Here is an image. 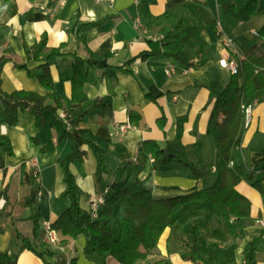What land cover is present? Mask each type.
Masks as SVG:
<instances>
[{"label": "crops", "instance_id": "1", "mask_svg": "<svg viewBox=\"0 0 264 264\" xmlns=\"http://www.w3.org/2000/svg\"><path fill=\"white\" fill-rule=\"evenodd\" d=\"M247 1L115 0L112 5H97L94 0H0V59L7 61L1 74L2 91L47 95L37 79L40 65L47 62L51 87L63 103V110L56 114L44 112L41 131L26 111L19 113L16 125L0 124V136L6 137L12 148L10 156L0 150V214L4 215L0 220V254L16 257V264H118L108 254L87 259L83 235L72 239L59 234L62 251L47 246L42 239L43 224H53L70 207V199L62 197L65 184L58 160L72 152L71 140L64 138L71 127L60 114L72 108L71 79L85 70L86 102L81 106L89 108L98 99L111 98V107L103 116L84 117L78 125L84 132L80 138L103 151L105 185L116 181V173L124 165L122 178L128 177V188L132 192L149 190L154 199L173 198L214 184L218 157L215 142L207 135L214 102L210 92L219 91L230 78L219 65L228 59V53L215 25L219 22L224 35L235 41L237 59H247L261 44L253 33L258 34L264 25V16L241 11ZM226 6L233 9L226 12ZM184 13H189L190 20ZM137 17L143 23L139 30L134 27ZM182 18L198 30L192 44L184 48L191 66L165 57H148L149 42L161 36V28ZM90 23L99 24L89 28L80 41L76 27ZM41 39L46 42V53L56 49L58 55L28 61L24 46L31 48ZM144 93L155 100L147 99ZM47 104L54 106L51 100ZM130 113L140 116L137 127L131 124ZM126 123L131 128L120 132L118 127ZM145 142L156 143L161 149L168 147L188 159L202 177L196 179L177 163L163 164V156L154 159L145 154ZM82 150L83 159L72 162L69 170L80 190L79 205L88 212L104 188L96 177L93 152L85 146ZM263 157L264 96L251 105L250 121L243 125L240 145L230 156L231 168L246 169L235 187L251 205V218L234 226L235 230L242 228V240L212 214L209 202H194L173 215L175 224L166 228L147 259L136 264H200L181 257L187 252L183 245L194 227L200 232L201 254H211L212 264H244L245 246L264 233V164L253 170ZM34 170L37 178L32 175ZM252 171L262 193L252 187ZM115 224L110 227L114 237L118 234ZM256 264H264V238Z\"/></svg>", "mask_w": 264, "mask_h": 264}, {"label": "trees", "instance_id": "2", "mask_svg": "<svg viewBox=\"0 0 264 264\" xmlns=\"http://www.w3.org/2000/svg\"><path fill=\"white\" fill-rule=\"evenodd\" d=\"M196 6V3H194ZM232 7H225L226 12ZM241 11L246 15L254 13L264 16V0H248L244 3ZM99 23L78 25L76 34L80 41H84L87 30ZM214 28L213 23H209ZM163 38L157 41H150L148 57H165L172 59L182 66H191L188 56L184 51L186 46L192 44V40L198 35L195 26L190 25L187 20L180 21L174 27L161 28ZM261 44L258 49L247 59H238L237 74L230 75L228 83L217 92H210L214 99L210 112L207 135L210 136L216 145L218 157L217 178L214 184L208 188L193 189L185 195L173 198L154 199L150 196L149 190L132 192L128 186V177L122 178L126 167H120L116 173V181L112 185L104 184V175L107 174L103 163V151L93 145L90 141L80 138L84 133L78 130V125L84 117L103 116L111 107V98L103 97L96 100L89 108L81 105L86 102L84 85L87 80L88 71L78 74L77 79H71V103L72 108L65 114L71 130L64 138L72 142L71 154L59 159L58 164L63 170V181L65 190L62 197L70 199V207L53 223L52 227L63 237L72 239L83 235L86 244L83 249L84 256L92 259L96 254H108L118 264H136L145 261L151 251L157 246L158 241L166 230L175 224L172 219L183 206L190 203L209 202L212 214L224 222L230 233L236 239L242 240L243 230L235 225L241 221L249 220L250 202L240 195L236 185L246 173L243 167L231 168L230 156L234 147H239L242 136L244 112L242 107L251 106L255 101L264 96V25L258 32ZM25 55L30 62H37L58 55V50H46V42L41 39L33 47L24 46ZM90 57H94L90 53ZM7 61L0 59V124L13 126L18 122L20 112H28L35 119L38 130L43 128V114L50 111L56 114L63 110V103L60 97L51 87V76L49 64L46 62L40 65L41 73L37 76L41 86L48 91L45 96L34 92L16 90L5 93L1 89V74ZM196 65H192L195 67ZM18 68H24L18 66ZM149 100H155L148 93H144ZM51 100L54 106L47 104ZM130 122L137 127L140 122L138 114L130 113ZM89 148L96 158V177L103 188H109L104 195V204L97 219H92L88 212L81 209L79 205L80 190L69 170V165L75 160H82L85 152L83 147ZM0 150L6 155H12V148L9 140L0 136ZM142 151L151 155L154 159L162 158L163 164L177 163L187 169L196 179L202 177V173L188 159L168 149H161L156 143L145 142ZM264 164V157L254 165V171ZM23 169V167H22ZM253 171L249 173L252 187L262 193L259 181H254ZM23 182L25 175L22 173ZM4 215L0 214V220ZM117 222L118 234L116 237L110 232V227ZM199 230L194 227L185 239L184 248L187 252L181 255L182 259L194 263L212 264L211 254L203 256L201 246L198 242ZM264 238V233L254 237L244 248V264H256V255ZM0 264H16V257H10L6 253L0 254Z\"/></svg>", "mask_w": 264, "mask_h": 264}, {"label": "built area", "instance_id": "3", "mask_svg": "<svg viewBox=\"0 0 264 264\" xmlns=\"http://www.w3.org/2000/svg\"><path fill=\"white\" fill-rule=\"evenodd\" d=\"M94 2L97 5H100V4L112 5L115 2V0H94ZM142 26H143V23H142L141 18L137 17L134 20V27L139 30L142 28ZM215 28H216L217 36L220 38L222 48L224 49V51L228 53V59L226 61H220L219 65L221 68L225 69L230 75H235L237 74V70H238V63H237L238 55L236 53L237 52L236 43L232 38L224 35L222 31V27L219 22L216 23ZM253 34L255 36H258L256 32H254ZM162 38L163 36H159L155 41L161 40ZM168 73L169 72L166 71V74ZM242 109L244 112L243 125L247 126L250 121L251 106L242 107ZM60 117L62 119H66L65 114L63 113L60 114ZM129 128H131V124L126 123L125 125L119 126L118 130L120 132H123ZM32 175L34 178H37V171L34 170ZM108 192H109V188H105L103 191V194L97 197L96 199H94L92 203L90 204V209L88 213L93 220L98 218L100 209L103 206L104 201H105L104 195L107 194ZM259 224L263 226L262 221H260ZM42 239L47 246L56 247L59 251H62L64 249L61 244V238H60L59 233L49 223L43 224Z\"/></svg>", "mask_w": 264, "mask_h": 264}, {"label": "rangeland", "instance_id": "4", "mask_svg": "<svg viewBox=\"0 0 264 264\" xmlns=\"http://www.w3.org/2000/svg\"><path fill=\"white\" fill-rule=\"evenodd\" d=\"M184 14H186V18L185 19H188V20H190V17H188V14L189 13H184ZM190 16V15H189ZM184 18H182L180 21H184L185 20ZM177 23L178 22H176L174 25H172L171 27H174V26H176L177 25ZM115 229H116V231L118 230V226H117V222H116V224H115Z\"/></svg>", "mask_w": 264, "mask_h": 264}]
</instances>
